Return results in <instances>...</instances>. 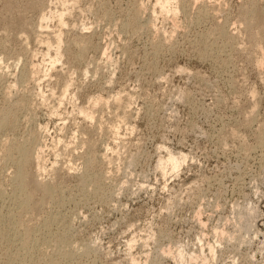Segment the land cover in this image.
Listing matches in <instances>:
<instances>
[{
	"label": "rangeland",
	"instance_id": "rangeland-1",
	"mask_svg": "<svg viewBox=\"0 0 264 264\" xmlns=\"http://www.w3.org/2000/svg\"><path fill=\"white\" fill-rule=\"evenodd\" d=\"M162 1L0 0V264H264V0Z\"/></svg>",
	"mask_w": 264,
	"mask_h": 264
},
{
	"label": "bare ground",
	"instance_id": "bare-ground-1",
	"mask_svg": "<svg viewBox=\"0 0 264 264\" xmlns=\"http://www.w3.org/2000/svg\"><path fill=\"white\" fill-rule=\"evenodd\" d=\"M160 1V0H159ZM162 1V0H161ZM172 1H174L175 2V0H167L164 4H162L163 3V1L161 2V4H162V10H163V12L165 11V13L167 12V13H169V12H171V11H173L172 13H176L177 12V9H174V8H172L171 9V3H172ZM177 1V0H176ZM158 2V1H157ZM160 3V2H159ZM176 3V2H175ZM179 8V7H178ZM180 12V11H179ZM252 13V12H251ZM254 13V12H253ZM207 14V13H206ZM174 15H177V13L176 14H174ZM247 21V20H246ZM255 23V22H254ZM249 25V24H248ZM254 25V24H253ZM59 38V37H58ZM59 41H60V39H59ZM60 45V44H59ZM58 45V46H59ZM57 48V47H56ZM60 49V48H59ZM59 54V53H58ZM57 54V55H58ZM35 78V77H34ZM118 100H120L119 98L117 99L116 98V101H117V104H119V102H118ZM115 101V102H116ZM105 102V101H104ZM107 103V102H106ZM104 104V103H103ZM108 104V103H107ZM83 110H85V109H81L80 111H83ZM88 111V110H87ZM84 114L83 115H85L86 114V117L87 118H91V120L93 119L92 117H91V114L89 113V112H86V110L83 112ZM93 116V115H92ZM4 121V120H3ZM112 128V127H111ZM119 128H116V126H115V130L117 131ZM118 132V131H117ZM36 143V142H35ZM90 151V150H89ZM22 154H24L23 156H22V160H21V162H20V164L18 165L19 166V171H18V175L16 176L17 177V180L19 181V183H20V187H21V189H22V191L25 189V191H26V188H28L27 186L29 185L28 184V181L25 179V174L23 173V165H25L26 166V163L28 162V156H30V155H28V153H26L25 152V150L24 151H22L21 152ZM10 154V153H9ZM181 157H177V156H174V155H170L169 157H167L168 159L167 160H161L160 161V164H159V166H160V168L162 169V171L163 172H165L168 168H170V169H172V171H174V170H176L178 167H179V165H181V161H183V157H182V155H180ZM184 156V155H183ZM185 157V156H184ZM30 159V158H29ZM36 160V159H35ZM37 161H38V159H37ZM91 163H93V162H91ZM30 164V163H29ZM42 167V166H41ZM44 169V168H43ZM83 178V177H82ZM34 184V183H33ZM44 184V183H43ZM42 184V182H36V184H35V189H37V190H40V192L42 191V190H44V194L45 195H47V193H48V195H50L51 194V192H52V188L51 187H49L48 185H43ZM83 184V183H82ZM48 186V187H47ZM54 189V188H53ZM28 190H29V188H28ZM27 190V191H28ZM32 190V189H31ZM55 190V189H54ZM54 190H53V192H54ZM56 190H57V188H56ZM39 192V191H38ZM37 192V193H38ZM52 192V193H53ZM34 194H35V192H33ZM33 193H30L31 195L33 194ZM50 193V194H49ZM20 194H22V193H20ZM34 194H33V196H34ZM23 195V194H22ZM26 195V194H25ZM30 195V196H31ZM42 195V194H41ZM44 195V196H45ZM21 196V195H20ZM24 196V195H23ZM29 197V196H28ZM25 198V197H24ZM17 199V198H16ZM31 199H32V196H31ZM35 199V198H34ZM21 201V200H20ZM24 201V200H23ZM14 203L16 202V201H13ZM32 202V201H31ZM30 202V203H31ZM13 203V204H14ZM18 203V202H17ZM11 205V204H10ZM10 205H9V207H10ZM37 205V204H36ZM14 206V205H13ZM16 206V205H15ZM18 207H19V205H18ZM20 207H22V208H29V203L27 202V201H25V202H23V204H21L20 205ZM31 207V206H30ZM2 208V207H1ZM11 209V208H10ZM20 209V208H19ZM1 213H2V211L0 210V222L2 221V219H3V216L1 215ZM3 214V213H2ZM12 215V214H11ZM7 216V218H10V215H9V217H8V215H6ZM55 217V216H54ZM6 218V219H7ZM19 218V217H18ZM10 219H13V218H10ZM53 219V218H52ZM52 219L50 220V221H52ZM8 221V220H7ZM14 221H16V220H13L12 222H14ZM49 221V222H50ZM12 222L10 221V223L12 224ZM48 221L46 222V224L47 223H49ZM54 222V220L52 221V223ZM7 223V225H8V227L7 228H9V224L10 223H8V222H6ZM16 222H14V224H15ZM18 223V222H17ZM17 223H16V225H17ZM51 223V222H50ZM14 224L12 225V226H14ZM5 225V224H4ZM15 225V226H16ZM54 226V225H53ZM2 227V226H1ZM3 227H5V226H3ZM6 228V227H5ZM12 228V227H11ZM10 228V229H11ZM15 227H13V229H14ZM21 229V228H20ZM19 229V230H20ZM9 230V229H8ZM16 230V229H15ZM15 230H13V233H14V231ZM37 230V229H36ZM10 231V230H9ZM8 231V232H9ZM10 233V232H9ZM7 234L6 236H5V238L4 239H7V240H9V241H12V239L14 238L13 236L15 235V234H12V233H10V234ZM26 233H28V234H25L24 236H26V237H28L29 236V233H31L30 231L29 232H27L26 231ZM3 234H4V230H3ZM20 235V234H19ZM22 235V234H21ZM28 235V236H27ZM4 236V235H3ZM17 237H18V235H17ZM17 237H15V238H17ZM20 237V236H19ZM26 237H23L22 238V244L23 245H21V249H22V246L24 247V249H31L32 247H30V248H28V246L27 245H29L27 242H28V239L29 238H26ZM21 238V237H20ZM0 239H2V243H3V238H0ZM46 239V238H45ZM14 240H16V241H18L17 239H14ZM19 241H21V240H19ZM14 242V241H13ZM12 242V243H13ZM46 242V241H45ZM6 243V241L4 242V244ZM18 243V242H17ZM33 243V242H32ZM9 244H10V242H9ZM9 244H5V245H9ZM35 246H36V244H35ZM34 248V247H33ZM24 249H22V251H23V254L25 253V251H24ZM19 250V249H18ZM35 250V249H34ZM22 251L21 252H19V253H22ZM31 251H33V250H31ZM27 252V251H26ZM15 253V252H14ZM28 254V253H27ZM26 254V255H27ZM19 255V254H18ZM25 255V256H26ZM13 257V256H12ZM19 257V256H18ZM15 258H17V257H15ZM22 259V258H21ZM24 259H26V258H24ZM23 260V259H22ZM18 262V261H17ZM26 262V261H25ZM22 263V262H21ZM27 263V262H26ZM23 264V263H22Z\"/></svg>",
	"mask_w": 264,
	"mask_h": 264
}]
</instances>
